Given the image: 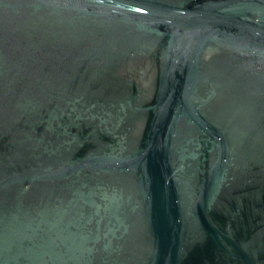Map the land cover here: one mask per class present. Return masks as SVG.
Masks as SVG:
<instances>
[{
  "label": "water",
  "instance_id": "95a60500",
  "mask_svg": "<svg viewBox=\"0 0 264 264\" xmlns=\"http://www.w3.org/2000/svg\"><path fill=\"white\" fill-rule=\"evenodd\" d=\"M0 264H264V0H0Z\"/></svg>",
  "mask_w": 264,
  "mask_h": 264
}]
</instances>
